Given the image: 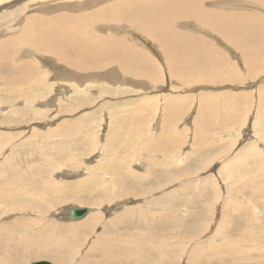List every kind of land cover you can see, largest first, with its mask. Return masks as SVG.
<instances>
[{"label":"rangeland","instance_id":"rangeland-1","mask_svg":"<svg viewBox=\"0 0 264 264\" xmlns=\"http://www.w3.org/2000/svg\"><path fill=\"white\" fill-rule=\"evenodd\" d=\"M120 1L127 7L142 10L158 0H0V41L13 40L15 43L30 16L50 17L62 12H95L97 8ZM254 3L210 0L203 3L202 7L209 10L255 11L262 15L263 22H260L264 28V8ZM102 26L105 30L101 29L100 32L108 30L106 32L113 31L112 34L127 36L128 41L139 48L130 52L131 58H135L130 70L121 65H109L96 70L73 68V71L65 63L55 62L47 53L36 51L34 55L31 48L22 47V44H19L18 50H11L17 53L18 60L33 59L42 66L46 74L41 87L47 86V89L44 96H38L31 104L27 103L26 96L21 94L30 92L35 76H31L29 84L9 83L4 81V75L12 73L0 68V76L3 78L0 77V175L9 173L7 177L13 180L12 177L18 174L11 172L10 168L16 166L27 171L23 178L32 176L30 178L33 181L30 182L34 186L40 184L42 187L49 180L51 187L52 184L55 187L57 183L61 187L63 183L83 180L87 175H92L93 171L97 173V178L111 183L115 178V171L117 173L122 170L119 157H123L128 160L126 165L133 174L141 177L151 174V179H115V187L108 192L110 196L116 193L118 197L98 205L95 195L98 196L100 190H93L89 186L81 189L78 187L74 191L59 189L55 198L51 194H46V197L43 194L40 202L44 200L49 208L42 213L45 216L43 220L33 214V211L18 214L6 212L2 209V201L0 224L14 220L20 222L25 217L39 222L33 228L15 226L13 222L14 226L11 225L8 229L15 233L13 238H18L17 233L25 230L31 237L41 240L34 243L33 247L30 246L31 243L23 249L19 246L18 252L15 249L9 251L0 241V253L8 251L6 256L11 258L9 261H15L13 264H30L38 260H47L52 264H93L95 261L97 264L109 245L110 255L116 258L113 259V264H126L125 257H134L136 264H192L190 256L195 248L196 259H200L198 264H216L219 258L204 261L198 256L215 251L226 254L228 246L222 240L224 235L231 246H238L239 241L234 239L233 234L246 230L252 234V238L244 239L242 244L249 243L250 251L258 257L250 261L264 264V52L258 55L257 64L249 68L242 59V53L237 47L234 49L231 43H226L224 36L207 26L201 27L192 21H186L177 24L180 26L178 29L186 35L187 45L200 40V43L197 42L199 48L192 46V50V47L186 45L185 50L189 51V56L185 57L184 52L179 50L184 58L172 62L166 59L164 51L148 35V30L151 31L148 23L136 22L131 26L114 24L111 28L104 24ZM262 35L264 34H259L254 40L264 42ZM175 66H184L179 68L182 75L176 73ZM27 67L30 69V66ZM173 70L175 71L172 72ZM7 88H17L15 90L21 94L9 98L5 93ZM33 96L37 94L34 93ZM134 117L137 121L135 125L131 123ZM124 123L127 124L126 128L122 127ZM249 144H252L259 157L252 158L255 156L252 154L253 150L243 154L242 150ZM130 145L133 146L132 149L129 148ZM104 149L106 151L102 152ZM132 153L135 155L132 156ZM162 159L167 160L166 164L171 166L165 168L173 171V180L160 186L159 183L163 180L159 179V163ZM224 167L235 169H223ZM249 176L256 179L254 188L263 189L259 191L260 194L254 192V188L250 190L249 185H246V190L239 191L234 181H245ZM104 181L101 184L105 185ZM110 186L114 184L111 183ZM148 186L155 190L141 193ZM118 187L127 193L121 195ZM168 194L169 197L164 198ZM155 197L158 204L153 203ZM238 201H243V206L237 205V209H233L232 205ZM20 203L21 201L17 202L18 205ZM72 206H86L89 212L82 218H71L67 211ZM147 206H152L153 209L163 206L172 209L167 211L169 214L173 213L178 225L172 222V218L170 222H156L160 224L158 238L163 233L164 241L171 242L173 247V254L169 255L173 256L171 262L164 259L158 263L150 262L151 257L155 258L153 252L149 255L135 252L131 256L112 253L113 249L110 247H115L116 252L118 246L134 248L133 241H120L121 244L116 241L120 234L127 236L126 233L138 225L136 214L128 213L127 208L146 210ZM143 214L147 220L148 215L146 212ZM92 215L99 216L95 220L89 217ZM117 215L120 217V225L117 228L110 227V219ZM86 219L88 225H84V228L72 233L66 229V226L76 225L87 221ZM148 220L150 224L143 227L151 228V217ZM43 221L61 226V238L56 237L58 232L55 231L43 241L47 237L40 233L39 224ZM178 227H181L180 231ZM174 230L182 235L179 236ZM101 234L113 236L115 240L100 239ZM183 234L192 239L188 240ZM151 235H148L149 238ZM148 236L142 237L148 239ZM158 238L155 239L158 241ZM57 241L68 248L52 243ZM23 254L24 258L18 261V256ZM218 255L219 253L216 256ZM250 261L248 262L251 263Z\"/></svg>","mask_w":264,"mask_h":264},{"label":"bare ground","instance_id":"bare-ground-1","mask_svg":"<svg viewBox=\"0 0 264 264\" xmlns=\"http://www.w3.org/2000/svg\"><path fill=\"white\" fill-rule=\"evenodd\" d=\"M207 1H210V0H158L156 2L149 4L147 6V8H145V9L143 8L142 10L139 8H136V7H127L126 5H124L123 1H120L116 4H108L106 6H102L101 8H97L95 12L90 11L88 13L85 12V13H80V14H76V13L75 14H68L66 12H64V13L62 12L60 15H55V16H50V17L38 16V15L30 16L28 18V20H26V24H25L24 28L22 27L23 32L21 33V35L19 37H17L18 39L15 40V43L13 42V40H7V41L1 40L0 41V68L3 69V71H8L9 73H12L11 75L5 74L4 75V81L9 82V83L22 82L25 84H29L28 81L32 80V77L35 76V81L33 80L34 82H32L33 85L30 86L31 88L29 87L31 89L30 92H28V93L26 92V94L20 93L21 96L22 95L26 96V100L28 101L27 103H30V104H31V102L34 101L35 98H37L38 96H44L46 93V89H47L46 87L47 86L41 87L42 80L43 81L45 80L46 71L44 69H42L41 65L39 66L38 64H36L37 62L33 59H31V60H27V59L18 60L19 57H18L17 53H15L14 51L12 52L11 50H15V48L18 50L19 44H22L23 45L22 47L27 46V47H29V49L31 48L34 52L33 53L34 55H35L36 51L47 53V55L50 56L51 58H53L55 62H57L58 64L65 63L66 66L72 67V70H73V68L75 70H86L89 68H91L92 70H96V69H102L105 67H109V65L112 67L117 66V65H121L122 68L124 67L125 69L130 70V68H131L130 65H131V63L134 64L133 61L135 59L134 57H133L134 59L131 58L130 52L135 51L139 48H135L136 46L133 43H131L130 41H128L129 38L127 36L112 34L113 31H112V33H111V31L106 32L108 30H106V31L102 30L100 32L99 30L104 29L102 24L106 25L107 27L110 26L109 28H111L114 24H117L119 26L124 25V24L131 26V24H135L136 22L148 23L150 28H151V31L148 30V32H149L148 35L150 37H153L155 40V43H157L156 46L160 47V50L164 51L163 53H165L166 59L173 62V61H179L180 58H184V57H182V52H179V50H182L184 52L185 57L189 56L187 54V52L189 53V51L185 50L186 45L188 43V39L185 38L186 35L183 33V31L178 29V28H180V26H177V24H179L181 22L192 21L195 24H197L198 26H201V27L207 26V27L211 28L210 30L216 31L220 35L224 36L226 38V39H224V40H226V43H231V46L234 49H235V47H237L238 48L237 50L240 53H242V59L244 60V63L249 68L254 66L255 64H257L258 55L262 54L264 52L263 40L261 43L258 42V39L254 40V38L256 36H258L259 34H264V28L262 27L263 23H261V22H263L262 15H259L255 11H247V10H232V9L226 10V11L222 10V9L209 10V8L202 7L203 3H206ZM237 1H242V2H245L248 4L255 2L254 4L260 5L264 8V0H237ZM132 8H134V9H132ZM93 19H95V20L92 21ZM255 21H257V23ZM258 23H260V25ZM217 33H215V34H217ZM262 36H264V35H262ZM197 42L200 43V40H197ZM197 42L195 43L192 41L191 44H188V45L190 47H192V46L198 47L199 43H197ZM209 47L213 48L212 45H209ZM133 48H135V49H133ZM192 50H193V47H192ZM142 54H143V52H142ZM191 54H193V53H191ZM27 66H30V69ZM182 67H184V66H181L179 68H182ZM175 68H177V70H176L177 74H179V75L183 74L182 70L179 71V68L177 66H175ZM128 71H126V72H128ZM174 71L175 70H173L172 72H174ZM190 73H192V72H190ZM131 74H132V72H131ZM173 74H175V73H173ZM123 76H125V75H123ZM13 89H10V88L5 89V93L7 96H9V98H10V96H13V95H20L19 92L15 90L17 88L14 89L16 92ZM34 93H36L37 96L34 97L33 96ZM247 96L248 95H246V97ZM39 113H38V115H39ZM134 118H135V120H134ZM134 118L133 119L131 118L132 119L131 123L135 125V122H137V121H136V117H134ZM128 121H130L129 118H128ZM83 126L86 127V124H84ZM80 127H82V126H80ZM122 127L126 128L127 124L124 123L122 125ZM258 133H260V132H258ZM129 148L132 149L133 146L130 145ZM253 149H254V147L252 146V144H249L242 151L244 152L243 154L246 155L247 153H250ZM105 151H106L105 149L102 150V152H105ZM134 152H136V151H134ZM161 152H163V150H161ZM256 152L257 151L255 150L254 153H252V154L254 155ZM134 155H135V153H132V156H134ZM147 155H149V153ZM104 156H106V155H104ZM255 157H259L258 153L255 154V156L252 158H255ZM109 158H111V157H109ZM119 158H120L119 159L120 162H122V163H120V164H122V167H121L122 170L121 171L118 170L119 172L117 171V173L115 171L114 180L115 179L121 180L122 178L124 180H126L127 178H132V179H137V180L151 179V177H150L151 174H147V176H142V177L140 175L133 174L130 170H128L129 169L128 165H126L128 160H124L123 157H119ZM257 159H259V158H257ZM166 161L167 160L162 159L161 162L159 163V166H160L159 170H161L160 171L161 177L159 179H160V181H161V179L163 180L161 183H159L160 186H163L166 183L169 184L173 180V176H172L173 171L170 172L169 170H167L165 168V167H171L170 165L166 164ZM162 162L165 163L164 164L165 166L162 164ZM72 163L76 164L75 162H72ZM162 167H164V168H162ZM54 168H55V166H54ZM227 168H230L232 170L235 169V167L234 168L233 167H224L223 169H227ZM10 171L14 172V173L16 172L18 174V176L13 175L14 176V177H12L13 180L9 179L7 177V175L9 173H7V174L1 173L2 175H0L1 176L0 177V208H2L1 203L3 201V208L2 209L6 212H14V213L18 214L21 212L24 213L27 211H33V214H36L37 216H39V218H41V220H43V219H45V216H42V213L45 212L46 209L48 210L49 208H47V204L45 203L44 200L40 202L41 198H43V197H41V195L43 196V194H45V197H46V194H51L54 196V197L52 196V198H55L58 196L57 191H60L59 189H61L62 191L65 189L70 191L73 189H77L78 187H80V189H81V188H83V186L84 187L89 186V187H92L93 190H96V191L100 190L101 193L99 191L97 193L98 196L95 195L96 205L101 204L105 201H111L115 196H116L115 198L118 197V195L116 193H114L113 196H110V193L108 192L109 189L115 187L116 180H115V182H114V180L111 181V183L114 184V186H110L111 183L109 181L106 182V181H104V179L97 178L98 177L96 175L97 173H94L93 171H92V175H87V177L85 179L77 181V182L74 181L71 183H63L61 185V187H59L60 183H57L55 187H54V184H52V187H51L50 184L48 183L49 180L47 181V183L45 182V184H43L42 187L40 184H39V186L36 184H35L36 186H34V184H31V182H30V181H33V179L30 178L32 176H30L28 179L26 178L28 176H24V178H23V175H26L25 173L27 171H22L21 169H18L16 166H12L10 168ZM11 174H13V173H11ZM36 177H37V175H36ZM101 181H104L105 185L101 184ZM144 181L149 182L150 180H144ZM234 182L237 184L238 188L240 189L239 191L246 190L247 189L246 185H249L250 190L251 189L253 190V188H254L253 184L256 182V179L254 177L249 176V178H246L245 181H239L238 180V182H237V180H235ZM241 182H243V184ZM121 183H122V181H121ZM156 186H157V183H156ZM120 188L118 187L117 189L119 191H121V195H123L124 192L127 193L125 190L123 192ZM149 188H151V186L150 187L148 186V187H146V189L144 188L142 192L141 191H139V192L146 194L148 192L150 193V191L155 190V188H151L150 190H148ZM156 188L159 189L161 187H156ZM254 189H255L254 192H258V194H260L259 191L263 190V189L261 190L258 188H254ZM75 191H78V190H75ZM160 191H161V189H160ZM116 192H117V190H116ZM89 194L92 195V192H89ZM262 194H263V192H262ZM167 197H169V194L164 196V198H167ZM58 199H60V198H58ZM61 199H64V198H61ZM154 199H153V203L158 204L156 197ZM18 201H21V203H23V204L20 203V205H18L17 204ZM150 202H151V200H150ZM242 202L238 201V203H234L232 205V208L237 209V205H238V207L243 206V204H241ZM252 204H254V203H252ZM40 205L44 206L45 208L42 209ZM261 207H262V205H261ZM241 208H243V207H241ZM152 209H153L152 206L151 207L147 206L146 210L136 209L137 211L135 209H132V208H127L128 213L136 214L137 221H138V222H136V224L138 223V225L133 226V229L130 232L126 233L127 236L120 234L119 238H116V241H119L120 244H121L120 241L127 242V243L133 241L135 243V245H134V248H131V247H133V246H131L130 247L131 249H129V247L123 248L125 246H118L117 252L114 251L115 247H110L113 249L112 253L115 252L116 253L115 255H119V256L121 254L122 255L126 254L127 256H129V255L131 256V254H134L135 252L139 253V254L140 253L146 254V255L152 254V252H153L155 254V258L151 257L150 262H154V263L157 262L158 263V262H161L162 259H164L167 262L173 261V256L169 257V255L173 254V251H174L173 247H171V245H170L171 242L168 243V242L164 241V239H163L164 234L163 233H162V236H160V238H158L160 234L157 235V233H158V230H159L158 227L160 226V224L156 223L157 220H163V221L166 220V221L170 222L173 219L172 222L174 224H177L176 221H174L175 218H173L174 217V215H172L173 213H170V214L168 213V211H172V209L171 208L167 209L165 206L160 207L159 209H153V210ZM244 209H245V207H244ZM124 211L126 214L127 213L126 210H124ZM144 212H146V214L148 215V219H149V217H151V219H152L151 220V222H152L151 228L143 227V226H146L147 223L150 224L148 219L147 220L144 219V214H143ZM150 213H151V215H150ZM1 214H0V216H1ZM156 214H158V215L156 216ZM119 215H120V213H119ZM119 215L114 216L113 218L110 219V223H108V225L110 227L116 226V228H117L119 222H121L119 219L120 217L118 218ZM92 216H89V217L97 220L96 217H98L99 215H92ZM122 216L124 217L125 215H122ZM13 222L16 224L15 226H25V227L26 226L27 227L32 226L31 228H33V225H36L39 223V222H36L35 220L33 221V219H31L29 217L23 218L22 220H20V222H17L15 220ZM13 222H10V223L4 222V223L0 224V241H1V243H3L4 245H6L8 247L9 251H13L14 249L17 250V248L19 246H20V248L23 249V248L29 246V243H31L30 246L33 247L34 243L39 242V240H41L38 237H31L30 233L28 231H25V230L17 233L18 238H13L15 236L14 235L15 233L8 231V229L11 227V225L14 226ZM87 222H88V220L82 221L81 223H77L76 225L66 226L67 227L66 229L69 231V233L70 232L71 233L76 232V230H80V228H82V227L84 228V225L85 226L88 225ZM39 225L41 226L40 233L44 234V236H47L46 238L42 239L43 241L50 238L54 234L55 231H56L55 233L58 232L56 237L61 238L60 233H62L61 232L62 228L59 229L61 226H58L57 224H52V223L48 224L47 221L40 222ZM163 225H164V223H163ZM165 226H166V224H165ZM167 227H169V226H167ZM105 228H107V227H105ZM178 228L180 231L181 227H178ZM220 229H221V227H220ZM220 229H217V230L219 231ZM174 231L176 233H179L178 230L177 231L174 230ZM220 232H221V230H220ZM149 234H152L150 238H152L153 240L149 238V236H148ZM215 234L211 237L212 239H214ZM145 235L148 236V239H143L142 236H145ZM180 235H182V234L179 233V236ZM4 236H7V237H4ZM183 236L185 238H187L188 240L192 239V237L190 238L186 234H183ZM229 236H230V234H229ZM233 236H234V239L235 238L238 239V241H239L238 246L237 245L231 246L230 242L226 239L227 237H225V235L222 238V240L228 246L226 254H222L219 251L212 252L211 254H210V252H206L202 255H199L198 258H202V260H204V261H209V260L214 259V258H215V260H217L216 258H219L217 260L216 264H257V263L259 264V262H257V263L251 262L252 260H256L258 257L254 256V254L250 251V248L248 246L249 243L247 245L242 244L244 239H251L252 234L245 230V231H240V232L238 231L237 233H234ZM155 238H158V241ZM100 239L111 240V241L115 240L113 236L110 237L108 234H101ZM52 243L57 244L60 247H65L64 243H67V240H64V243L62 242L63 245H61V241L52 242ZM99 243H101V241H99ZM123 244H125V243H123ZM108 246H106V248L104 249V253H103L101 260H97V264H113V261L116 258L114 259L115 256L112 254L110 255L111 250L109 249ZM65 248H68V246H66ZM195 251H196V249L194 248L193 252L191 253L192 255L190 256V260H192V264L193 263L198 264V261H200V259H196L197 255H196ZM17 252H18V250H17ZM7 253H8V251L0 253V264H13L15 262V261H9L11 258H8L6 256ZM218 253H219V255L216 256ZM134 256H136V255H134ZM194 257H195V259H194ZM20 258L23 259L24 254L21 256H18L17 260L18 261L21 260ZM125 258L127 261L124 260L123 258L122 259L126 262V264H136L134 257L133 258L125 257ZM145 258H147V257H145ZM124 261H123V263H124ZM248 261H250L251 263H249ZM95 262L93 264H95ZM138 263L140 264V262H138ZM205 263H207V262H205ZM76 264H83V262L82 263L78 262ZM207 264H212V263L208 262Z\"/></svg>","mask_w":264,"mask_h":264},{"label":"water","instance_id":"water-1","mask_svg":"<svg viewBox=\"0 0 264 264\" xmlns=\"http://www.w3.org/2000/svg\"><path fill=\"white\" fill-rule=\"evenodd\" d=\"M89 212V208L86 206L78 207V206H72L68 209L67 214L71 218H82ZM30 264H52L51 262L47 260H38L31 262Z\"/></svg>","mask_w":264,"mask_h":264}]
</instances>
